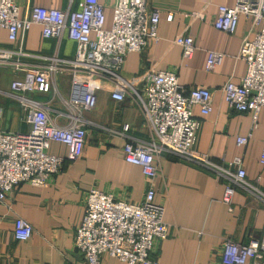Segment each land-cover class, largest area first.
<instances>
[{
	"label": "crops",
	"instance_id": "obj_1",
	"mask_svg": "<svg viewBox=\"0 0 264 264\" xmlns=\"http://www.w3.org/2000/svg\"><path fill=\"white\" fill-rule=\"evenodd\" d=\"M236 0H149L148 8L159 11L158 41L140 52L129 53L120 75L125 79L147 72L174 73L186 95L190 89L204 87L212 92L211 109L201 115L195 151L211 163L225 166L238 158L245 171L247 190L234 189L230 206L222 202L226 181L214 171L163 153L155 159L158 175L147 180L139 167L128 164L122 148L128 143L150 141L153 137L139 107L127 96L112 100L111 84L103 81L93 110L81 113L87 122L81 156L74 162L63 161L60 171L46 187L19 184L0 201V264H85L74 246L75 230L81 224L86 197L96 189L114 200L139 203L146 190L154 191V202L163 207L167 237L156 241L151 258L158 264H222L225 242L248 244L255 241L264 252V108L255 123L250 113H240L226 105L220 87L227 81L238 84L246 71L237 54L244 38L252 39L256 28L249 18L240 16L233 34L214 28L219 6L232 7ZM82 0H14L19 13L28 7L75 11ZM104 7L105 25L112 22V0H99ZM199 14L202 19L187 15ZM177 35L190 37L194 52L181 58V49L172 43ZM75 43L64 34L59 41L43 39L41 27L31 25L21 41L9 42L0 29V49L13 53L6 66L0 67V131L28 133L26 112L12 92L10 84L22 79L26 69L43 67L53 57L69 61ZM209 52L222 55L211 71L205 70ZM53 61V60H52ZM25 97L41 103L52 123L67 124L66 105L70 96V74L57 72L46 92ZM124 127L127 130L124 131ZM237 137H248L245 145ZM154 139V138H153ZM48 153L66 158L61 143H50ZM230 208V210H229ZM21 218L32 227L26 241L14 239V221ZM100 264H126L103 256ZM245 264H251L248 261Z\"/></svg>",
	"mask_w": 264,
	"mask_h": 264
},
{
	"label": "built area",
	"instance_id": "obj_2",
	"mask_svg": "<svg viewBox=\"0 0 264 264\" xmlns=\"http://www.w3.org/2000/svg\"><path fill=\"white\" fill-rule=\"evenodd\" d=\"M149 0H112V22L104 28V7L99 0H82L75 11H60L28 7L19 13L14 0H0V29H5L9 42L21 41L31 25H39L43 39L59 41L66 34L75 43L71 60L55 57L43 67L26 69L22 79L10 84L26 112L30 126L26 134L0 131V201L19 184L46 187L61 169L63 161L74 162L83 151L87 122L81 113L94 109L97 92L103 81L111 84V98L122 102L129 96L139 107L152 138L147 142L128 143L122 148L126 163L140 168L143 176L152 181L158 175L155 159L169 154L185 162L217 173L226 181L222 202L230 206L234 189L247 190L245 171L236 158L221 167L201 157L195 151L201 115L211 109L212 92L204 87L190 89L186 95L174 73L147 72L142 80H129L120 73L129 53L140 52L158 41L159 11L148 8ZM202 19L199 14L187 15ZM250 19L256 31L252 39L244 38L237 58L244 61L246 71L238 84L227 81L220 87L223 102L240 113H250L255 123L264 108V0H236L232 7L219 6L213 26L227 34L235 32L238 18ZM172 43L181 49V58L190 59L194 42L190 37L177 35ZM13 53L0 49V67L6 66ZM222 55L209 52L205 70L211 71ZM53 60V61H52ZM68 71L70 96L66 103L67 124L52 123L46 107L25 94L46 92L55 74ZM127 127H124V131ZM248 137H237L245 145ZM61 143L67 149L66 158L48 153L50 143ZM264 163V146L260 158ZM230 210V208H229ZM31 225L21 218L14 221L13 236L26 241L32 235ZM167 237L163 222V207L154 202L152 186L139 203L114 200L96 189L88 192L81 224L75 230L74 246L83 255L85 264H100L103 256L117 258L126 264H158L151 258L156 241ZM222 264H264V252L255 241L248 244L225 242L221 251Z\"/></svg>",
	"mask_w": 264,
	"mask_h": 264
}]
</instances>
